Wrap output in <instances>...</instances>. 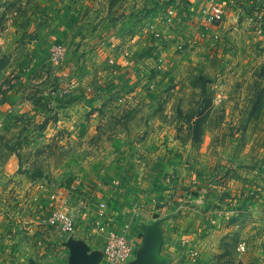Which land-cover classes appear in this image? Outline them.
I'll return each instance as SVG.
<instances>
[{
	"label": "rangeland",
	"instance_id": "rangeland-1",
	"mask_svg": "<svg viewBox=\"0 0 264 264\" xmlns=\"http://www.w3.org/2000/svg\"><path fill=\"white\" fill-rule=\"evenodd\" d=\"M83 201L149 264H264V0H0V264H110L45 223Z\"/></svg>",
	"mask_w": 264,
	"mask_h": 264
},
{
	"label": "built area",
	"instance_id": "built-area-1",
	"mask_svg": "<svg viewBox=\"0 0 264 264\" xmlns=\"http://www.w3.org/2000/svg\"><path fill=\"white\" fill-rule=\"evenodd\" d=\"M54 54L58 58L62 55L60 48L54 49ZM51 199H55L52 195ZM63 202H56V205L49 207L45 214V223L61 234L73 235L80 224L81 220L90 217L89 206L83 201L78 202L74 207H67ZM107 206L101 202L97 205V211H94L90 222L94 231L104 237L102 247L103 259L110 264H123L129 260L132 254V242L124 233H117L110 229L104 217L103 210ZM89 216L88 218H86Z\"/></svg>",
	"mask_w": 264,
	"mask_h": 264
},
{
	"label": "crops",
	"instance_id": "crops-1",
	"mask_svg": "<svg viewBox=\"0 0 264 264\" xmlns=\"http://www.w3.org/2000/svg\"><path fill=\"white\" fill-rule=\"evenodd\" d=\"M104 190H105L104 187H101V188L97 187L95 190L89 189L88 192L93 191V193L97 196V197H95L96 199H98L99 201H104L105 199H107L106 196L104 195V193H105ZM74 194H77V193H74ZM107 215L110 216L109 221L105 218L107 221V225L110 229H112L113 220L115 218L114 217L111 218V215H114L115 217L117 215L114 212H111L109 214L107 213ZM140 215H141V217L143 216V214H140ZM138 219L135 223V229L137 230V233H135L133 235V238L132 237L129 238L132 242V254H131V257L129 258V260L123 264H142L143 262H148V264L151 263L150 258H146V255L150 252V250L152 251L155 248V246L153 245V242L156 243L157 232L152 231V229L149 232H145L144 228L147 227L148 223L140 225V223H142L144 221L140 220V218H138ZM121 228H123V226ZM130 230H131V228H130ZM130 230H128V231H130ZM128 234H130V232H128ZM150 239L153 242H150ZM77 241H80L83 244V238L79 237V240L77 239ZM101 241L102 240L99 239L100 245H101ZM90 242H91V240H89V239L86 242L89 246L83 244V250L82 251L84 252V256H83V261L81 264H86L89 260L95 258L93 253H95V252L99 253V251L101 249V247L99 248L97 245L98 242L94 243V244H91ZM103 244H104V241H103ZM153 253H155V250H153Z\"/></svg>",
	"mask_w": 264,
	"mask_h": 264
}]
</instances>
